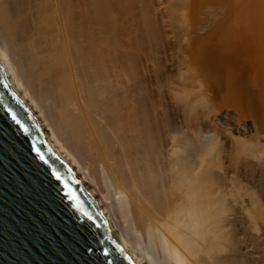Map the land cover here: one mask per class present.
Instances as JSON below:
<instances>
[{
	"label": "bare ground",
	"instance_id": "obj_1",
	"mask_svg": "<svg viewBox=\"0 0 264 264\" xmlns=\"http://www.w3.org/2000/svg\"><path fill=\"white\" fill-rule=\"evenodd\" d=\"M188 1L0 0V63L137 264H264V134L222 115V166L205 164L198 137L200 105L252 90L232 69L247 67L249 105L264 114V0H232L241 18L201 27ZM171 50L200 104L171 96Z\"/></svg>",
	"mask_w": 264,
	"mask_h": 264
},
{
	"label": "water",
	"instance_id": "obj_2",
	"mask_svg": "<svg viewBox=\"0 0 264 264\" xmlns=\"http://www.w3.org/2000/svg\"><path fill=\"white\" fill-rule=\"evenodd\" d=\"M0 264H137L0 63Z\"/></svg>",
	"mask_w": 264,
	"mask_h": 264
},
{
	"label": "rangeland",
	"instance_id": "obj_3",
	"mask_svg": "<svg viewBox=\"0 0 264 264\" xmlns=\"http://www.w3.org/2000/svg\"><path fill=\"white\" fill-rule=\"evenodd\" d=\"M188 2L189 3L187 5V9H186L188 12L186 13V15H185V12H183V16L184 15L187 16V18L190 19L191 22H197L199 27H201V25L204 24L206 21H210V20L213 22H215L214 20H216V22L217 21H223L224 18H225V21L235 20V19L238 20L239 18L242 17V13H243V9H242L241 5H239V6L234 5L235 8L232 9V5H231L232 0H224V1L223 0L222 1L221 0H189ZM213 7L217 8L218 12L216 13V11H214V13L210 14L209 10H212ZM177 15H178V13H177ZM177 15H175V16H177ZM199 33H200V29H198L197 27H194L192 29L193 35L197 36ZM210 39H212V38H210ZM210 39H206V40L201 39V47H204V48L206 46L211 47V45L209 43H211L213 41ZM203 42L205 43V45ZM174 48H176V47H174ZM167 53H169V52H167ZM170 53H169L170 55L167 54L168 57L166 59H167L168 63H166L165 66H167L170 63L167 66V67H169V68H167V70L169 69L168 72L169 73L172 72V74H169V73L167 74L166 84L170 88L171 96H172V94L175 95L176 91H179V92L184 91L186 94L189 95V100H192L195 105L200 104L199 95H200L201 91H199L197 89L198 85L191 81L190 75L186 70L182 71V68H180L179 71L180 72L182 71V72L177 74V72H179V71H177L178 70L177 67H174V66H178V64L179 65L181 64L180 63L181 58L178 57L177 50H171ZM209 58H211V59H209ZM212 59H213L212 57L207 56L206 64L212 66L210 64V63H212ZM216 59H218V56H216ZM172 60L174 63L172 62ZM201 63L202 62H200V65H201ZM220 64H221V66H220L221 68H218L219 70H224L227 66L230 67V65L235 66V62H233L232 64H229V63L222 61ZM170 66L172 68H174L175 70L171 69ZM179 67H181V65ZM235 70L232 69V72L235 73V75L239 78L238 80L242 83V89L244 88L247 91H250V89H252L250 92L246 93V97L245 98L242 97L243 100H240V99H238V96L235 94H231V95L230 94H224V95L222 94L219 98H217L218 100H216V99L210 100L211 105H209V108H207L208 106L206 107L207 110L204 106H202V105H200L202 107L199 106V109L202 110V113L204 114V112H205V114L203 116H205V119H206L204 124L201 123V124H203V126L200 125L201 127L198 129L199 130L198 133L200 134V135L198 134V137L200 136L199 142L201 143L203 148L206 147L205 148V164L211 163V164H217L219 166H222V158H221V151H220V149H221V132L225 131V127L223 126L224 124L221 121V119H223L222 115H226V116L230 117L239 127L244 129L245 130L244 135H247V133L250 130V133L253 137V134H254L253 129L256 127L259 130H261L260 131L261 133L264 134V129H263L264 122L262 119V117H264V114L261 111H258L259 109L256 110L252 104L250 106L249 102H248V100L250 98L252 100V98L254 99V96H256L255 95L256 91H254V90H256L257 86L254 85L253 83L249 82L248 80L245 81V86H244V82H243V80H241L242 71L245 73V76H246L248 74L247 67L242 66V68L240 69V71H241L240 73L238 72V70H236V71ZM238 73H239V75L241 74V77L238 75ZM179 74H181V75H179ZM203 76H205V75H203ZM167 77H171V78H167ZM246 82H248V83H246ZM194 84L197 87L194 86ZM210 84H212V82ZM246 85H247V87H246ZM253 88H255V89H253ZM253 94H254V96H253ZM261 115H262V117H261ZM250 133H249V135H250ZM251 135H250V137H251ZM210 148H212V149H210ZM237 184H238L237 190H239L238 192L241 193V195L243 194L242 197H244L243 199H245V201H248L249 200L248 197L252 193L253 190L242 180L239 181ZM239 186L242 187L243 191L241 189H239ZM238 195H240V194H238Z\"/></svg>",
	"mask_w": 264,
	"mask_h": 264
}]
</instances>
